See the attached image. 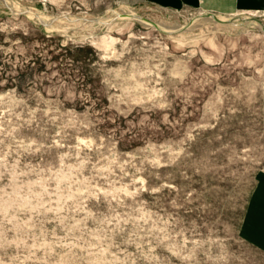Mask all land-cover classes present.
<instances>
[{
	"label": "rangeland",
	"instance_id": "374dc122",
	"mask_svg": "<svg viewBox=\"0 0 264 264\" xmlns=\"http://www.w3.org/2000/svg\"><path fill=\"white\" fill-rule=\"evenodd\" d=\"M263 181L264 0H0V264H264Z\"/></svg>",
	"mask_w": 264,
	"mask_h": 264
},
{
	"label": "crops",
	"instance_id": "0c3cea01",
	"mask_svg": "<svg viewBox=\"0 0 264 264\" xmlns=\"http://www.w3.org/2000/svg\"><path fill=\"white\" fill-rule=\"evenodd\" d=\"M154 1L157 3L163 4L165 1H168V0H154ZM173 1H175V0H173ZM262 183H264V181ZM252 219H254L253 220L254 222L256 221V224H254V226L257 227V229H255V231L257 230V233L255 232V234L258 237V242L264 246V227H263L264 226V213H261L259 211V212H257V215H256V213L253 215ZM253 236L255 237L254 234H253Z\"/></svg>",
	"mask_w": 264,
	"mask_h": 264
},
{
	"label": "water",
	"instance_id": "95a60500",
	"mask_svg": "<svg viewBox=\"0 0 264 264\" xmlns=\"http://www.w3.org/2000/svg\"><path fill=\"white\" fill-rule=\"evenodd\" d=\"M209 16H213V17H215L218 21H223L222 19H220L219 17H216V15L215 14H209Z\"/></svg>",
	"mask_w": 264,
	"mask_h": 264
},
{
	"label": "bare ground",
	"instance_id": "6f19581e",
	"mask_svg": "<svg viewBox=\"0 0 264 264\" xmlns=\"http://www.w3.org/2000/svg\"><path fill=\"white\" fill-rule=\"evenodd\" d=\"M127 14V13H126ZM129 14V13H128ZM130 15H133V14H130ZM136 16V15H135ZM244 19V18H243ZM255 24V23H254ZM172 29V28H171ZM174 30V29H173Z\"/></svg>",
	"mask_w": 264,
	"mask_h": 264
}]
</instances>
